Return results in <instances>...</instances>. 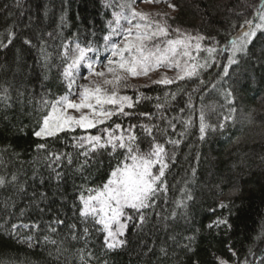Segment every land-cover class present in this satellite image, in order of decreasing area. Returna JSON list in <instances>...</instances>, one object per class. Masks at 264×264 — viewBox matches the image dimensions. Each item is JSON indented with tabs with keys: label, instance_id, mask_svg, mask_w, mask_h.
Masks as SVG:
<instances>
[{
	"label": "trees",
	"instance_id": "trees-1",
	"mask_svg": "<svg viewBox=\"0 0 264 264\" xmlns=\"http://www.w3.org/2000/svg\"><path fill=\"white\" fill-rule=\"evenodd\" d=\"M119 2L121 0H0V38L7 43V32L11 30L16 34L7 48L0 47V175L10 177L15 173L18 176L17 185L0 188V261L3 264H80L79 250L86 249L95 257L92 264H193L194 261L218 264V257L229 264H237V261L261 264L264 259L262 33L249 45L247 54L238 57L239 63L229 67V74L223 79L226 54L218 58L219 66L201 70L199 77L170 86L149 83L148 87H142L146 85L143 84L126 89L133 98L139 93L150 97L141 99L129 111L152 113L153 118L136 115L117 122L151 123L160 129L167 128V121L158 119L155 105L165 103V92L176 93L175 100L168 97L166 104V116L175 118L176 131L168 128L166 134L155 132L157 140L165 144L169 153H175V162L170 163L165 175L169 189L167 203L162 197L142 226L137 227L135 221L130 223L122 248L106 250L103 234L95 231L87 246L79 238L83 225L79 221L76 197L81 187L101 184L122 157L119 153L110 156L102 151L81 167L84 158L71 139L72 135H80L79 131L61 133L46 140L34 137L33 131L38 130L45 114L41 101H51L68 91L61 75L66 63L61 55L63 45L75 47L79 43L81 47L91 45L100 49L104 36L109 33L112 13L119 10L110 4ZM159 3L175 5V10L170 8L172 11L162 8L163 14L169 15L168 23L172 28L214 37L219 42L218 47H222L245 18L255 16L256 8L264 4V0H161ZM26 39L31 44H26ZM213 42L207 39L202 43L211 45ZM5 89L7 99L3 98ZM228 90L234 97L231 105L226 104L224 98ZM189 94L194 110L187 107ZM202 107L206 124L212 126L220 124L229 108L234 107L236 111L232 113L234 119L228 121L223 130L209 128L201 140L199 112ZM189 118L192 125L185 129L182 121ZM137 134L141 137L140 147L147 150L150 137L140 129ZM168 138L180 139L181 143L176 147L166 144ZM39 143H45L47 148L38 151ZM50 152L72 154V164L65 161L59 169L60 179L48 166ZM21 186L25 191L19 190ZM182 189L190 193L192 199L186 200V207L176 209L175 201L182 198ZM41 193L46 197L41 199ZM221 201L228 206L218 208ZM210 209L216 212L213 214ZM174 210L177 218L165 219ZM217 216L227 218L231 229H208L206 225ZM57 217L65 224L57 232H49L48 224ZM36 223L39 231L21 227L17 235H9L12 224L31 226ZM72 223L77 224V239H72L73 233L68 228ZM18 235L25 238L31 235L38 243L29 248L18 241ZM45 236L49 237L48 241ZM187 237L193 239L189 242ZM52 240L56 244H52ZM189 243L192 251L184 247ZM229 246L236 253L235 257ZM161 248L167 250V256L162 255Z\"/></svg>",
	"mask_w": 264,
	"mask_h": 264
},
{
	"label": "snow or ice",
	"instance_id": "snow-or-ice-1",
	"mask_svg": "<svg viewBox=\"0 0 264 264\" xmlns=\"http://www.w3.org/2000/svg\"><path fill=\"white\" fill-rule=\"evenodd\" d=\"M142 2H161V0H142ZM136 0H121L119 3L110 4L114 10L113 20L109 22V33L104 36V52L106 63L101 65L98 59L90 57L88 53H99L98 48L91 45L81 47L79 43L75 47L70 44L63 45L62 58L66 61L61 73L67 86V93L51 101L43 99L42 107L45 114L42 116L38 130L33 131V136L46 140L57 137L61 133L75 134L79 131L80 135H72L73 146L80 149L79 155L84 158L83 164H88L89 159L102 151L108 154H120L122 158L117 159L116 164L109 171L107 178L99 185L82 186L76 199L79 201L78 217L83 225L82 234L79 238L84 240L85 246L92 231L102 233L104 237L103 246L106 250L122 248L126 244L123 239L130 223L136 222L137 227L142 226L148 216L155 212L158 201L163 197L167 203L168 184L165 179L166 170L170 163L175 162V153H169L165 144L157 140L155 132L162 131L167 133L168 128L172 132L176 131L173 122L175 118L168 119L166 116V104L168 97L175 100L176 93L165 92V103H157L155 107L159 112L158 119L167 121V128L160 129L158 125L151 123L125 124L124 119L133 116L153 118L152 113H135L132 110L140 103L141 99H150L139 93L135 98L123 91L130 87L131 78L150 77V74L160 69H165L160 77L151 80L154 85L170 86L194 77H199L201 70H207L212 65L218 64V58L226 54L227 63L223 66V77L228 76L229 67L239 63L238 57L248 52L249 45L256 38L258 33L264 34V4L256 8L253 18H245L238 26L235 35L229 34L230 38L222 46L218 47L219 42L215 38L205 37L204 35L188 33L180 28H172L168 23V14H150L138 11L134 6ZM170 8L175 10V5L169 3ZM242 15V13H241ZM235 27V26H234ZM15 32H7V43L0 38V47L7 48L15 39ZM118 38V39H116ZM212 39L211 45H204L202 42ZM26 44L31 41L25 40ZM71 49V51H70ZM204 52L206 56L201 57ZM201 59L203 62H201ZM98 66L101 70H97ZM81 67L86 68L87 75L83 79L87 84L77 85ZM167 71H174L175 75L170 77ZM204 83L203 80L200 81ZM143 85L142 87H148ZM215 88V84L212 85ZM193 91H197L194 89ZM3 98L7 99V89L4 90ZM226 104H234V97L231 90L224 94ZM157 101L160 97H156ZM187 107L195 108L189 94ZM181 112L184 109L180 110ZM236 109H228V114L223 115L218 126L208 125L205 122V112L203 107L199 112V133L200 139L204 140L207 131L223 130L226 123L233 120ZM115 118V119H114ZM185 129L192 125L189 118L182 121ZM137 129L150 137L147 150L140 147L141 137L137 134ZM92 130H95L93 132ZM183 132L180 133L182 137ZM166 144L174 147L181 143L180 139L168 138ZM47 148L45 143L36 145V149L44 150ZM49 168L55 172L56 178H61L59 169L66 161L72 164L71 153L49 154ZM195 175V169H193ZM18 176L13 173L10 177L0 175V188L8 185H17ZM21 192L25 189L21 186ZM182 198L175 201L176 209L186 207V200H191L190 193L182 189ZM41 199L46 197L45 193L40 194ZM226 202L221 201L217 207L226 208ZM8 205H5L7 208ZM77 206L74 204L73 208ZM43 211V209H41ZM215 213L216 209H210ZM23 214V213H22ZM159 215V213H155ZM177 211H173L170 217L165 219L175 220ZM65 221L55 218L48 224L49 232L55 233L57 229L64 225ZM21 227H31L39 231V224L17 225L12 224L10 236L17 235V230ZM206 227L208 229H220L226 227L231 229V224L227 218L217 216L211 220ZM73 233L72 239L78 238L77 224L68 225ZM19 241V237L17 236ZM49 240L48 236L44 237ZM189 242L193 237H187ZM27 244L29 248L36 246L38 241H34L33 236L28 235L24 240L19 241ZM56 244L55 240L51 241ZM188 251H192L189 244L184 245ZM151 251V249H149ZM229 251L235 257L236 253L229 246ZM163 256H167V250L161 248ZM95 259L91 251L86 249L79 250L80 264H92ZM218 264H229L223 258H217ZM3 264V261H0ZM193 264H198L194 261ZM239 264V261H237ZM247 264V261H245ZM264 264V259L261 260Z\"/></svg>",
	"mask_w": 264,
	"mask_h": 264
},
{
	"label": "rangeland",
	"instance_id": "rangeland-1",
	"mask_svg": "<svg viewBox=\"0 0 264 264\" xmlns=\"http://www.w3.org/2000/svg\"><path fill=\"white\" fill-rule=\"evenodd\" d=\"M134 6L137 8L138 11H143L145 13H150V14H156V13L163 14L165 8L167 11H170V10L172 11V9H170L169 6H165V5L163 6V4H161L159 2L158 3L157 2H142V0H136V4ZM163 7H164V9L162 10ZM116 39H118V38H116ZM99 50H100L99 53H88V55L90 57H93L94 59H98L102 65L103 63H106L104 58H105V56L108 55V53L104 52V44ZM97 70H101V68L98 66ZM165 71H166L165 69H160L156 72L151 73L150 77L131 78L129 81L130 87H132L133 85L140 86L143 84H149L151 80L158 79L160 77L161 73L165 72ZM84 75H87V70H86V68L81 67L80 75L77 79V85L88 83L87 80L83 79ZM167 75L172 77L175 75V72L174 71H167ZM123 94L129 95L127 90H124ZM129 96H131V95H129ZM93 131H95V130H93ZM18 237H19V240H21V241L25 239L24 236L18 235Z\"/></svg>",
	"mask_w": 264,
	"mask_h": 264
}]
</instances>
